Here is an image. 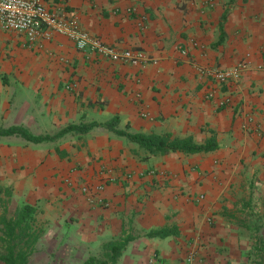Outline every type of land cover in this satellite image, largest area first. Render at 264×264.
<instances>
[{
    "label": "crops",
    "instance_id": "1",
    "mask_svg": "<svg viewBox=\"0 0 264 264\" xmlns=\"http://www.w3.org/2000/svg\"><path fill=\"white\" fill-rule=\"evenodd\" d=\"M38 1L156 64L111 63L59 35L30 45L0 31V129L54 136L116 117L120 131L217 143L208 153L147 157L102 127L41 144L0 137V191L58 227L44 234L36 222L38 241H53L43 255L66 239L64 253L85 264L131 236L115 264H264V0ZM242 60L240 80L222 89L194 72ZM101 182L104 203L91 202L83 188ZM163 229L172 232L147 236Z\"/></svg>",
    "mask_w": 264,
    "mask_h": 264
},
{
    "label": "built area",
    "instance_id": "2",
    "mask_svg": "<svg viewBox=\"0 0 264 264\" xmlns=\"http://www.w3.org/2000/svg\"><path fill=\"white\" fill-rule=\"evenodd\" d=\"M0 31L20 35L30 44L50 42L54 35L69 40L79 52L89 50L111 63L142 67L156 64L139 50L119 49L103 43L99 37L80 29L65 15L50 9L38 0H0ZM182 54H186L185 51ZM246 60L230 68L196 66L194 72L200 82L222 89L230 82H238L242 71L247 67ZM215 91V90H214ZM172 177V173L150 172L148 176ZM105 182L83 188L91 202L104 203L101 193ZM203 199L202 196L198 200Z\"/></svg>",
    "mask_w": 264,
    "mask_h": 264
},
{
    "label": "trees",
    "instance_id": "3",
    "mask_svg": "<svg viewBox=\"0 0 264 264\" xmlns=\"http://www.w3.org/2000/svg\"><path fill=\"white\" fill-rule=\"evenodd\" d=\"M119 119L114 117L108 122L98 124L80 123L78 125H69L60 130L54 136H33L22 127H10L0 129V137L3 136H18L26 142L32 144H41L44 142H52L63 137L67 133H76L80 135L87 134L93 128L102 127L110 131L114 135L124 138L127 141L138 145L145 149L148 156L167 155L169 153L181 152L186 154L208 153L217 148V143L214 137L209 138L203 144H195L191 139H171L169 135H143L133 134L126 131L117 130ZM35 208L30 205H23L18 210L15 218H0L1 237L0 245L3 248L4 254L0 256V260L4 264H27L29 255L34 244L38 241L41 235V230L38 228L35 221ZM172 231L168 229L150 231L148 237H162L169 235ZM133 240L131 236H123L118 240L107 245V254H104L106 261L98 264H115L121 256L123 250L129 242ZM85 264H95L94 260H89Z\"/></svg>",
    "mask_w": 264,
    "mask_h": 264
},
{
    "label": "rangeland",
    "instance_id": "4",
    "mask_svg": "<svg viewBox=\"0 0 264 264\" xmlns=\"http://www.w3.org/2000/svg\"><path fill=\"white\" fill-rule=\"evenodd\" d=\"M50 145V144H48ZM51 147H54V145H51ZM65 182H67L68 187H72V180L67 179ZM23 201L15 200L13 199V194L11 191H0V218L2 216H6L7 218H15L18 210L22 206ZM36 222L38 223L40 229L45 233H53V231H57L58 227H56L53 224H50L47 219H45V215L43 214H36ZM73 229L70 227V225H61V232H63L65 235H68ZM0 232H1V226H0ZM47 234V235H48ZM69 242L66 239H63L59 244L55 246V252L52 255H43L42 252L49 253V249L51 248L50 244L53 245V241H50L48 238H42L40 239L36 246L34 247V251L31 254L29 258V264H71L72 260H78L77 264H83L82 257L81 256H67L64 253V249L67 246L66 243ZM53 247V246H52ZM2 255V254H1ZM87 258V256H86ZM94 260L95 264H98L102 261H106L104 258V255L99 258H92L88 257L86 260Z\"/></svg>",
    "mask_w": 264,
    "mask_h": 264
}]
</instances>
